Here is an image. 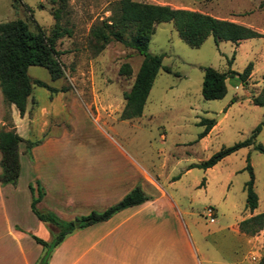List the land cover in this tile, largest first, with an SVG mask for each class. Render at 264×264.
<instances>
[{"label": "rangeland", "instance_id": "1", "mask_svg": "<svg viewBox=\"0 0 264 264\" xmlns=\"http://www.w3.org/2000/svg\"><path fill=\"white\" fill-rule=\"evenodd\" d=\"M113 1L66 0L58 23L67 32L55 41L63 76L52 80L47 70L37 65L28 66L27 74L59 91H69L71 96L76 97L79 105L67 106V110L61 112L66 131L64 139H113L130 155L144 160L146 164L148 160L160 162V158L164 157L165 167L161 174H170L173 179L181 175L182 167L186 164L191 167L189 172L181 175L184 190L178 187L170 192L177 202L187 206L192 213L188 230L200 257V264H246L247 258L258 264L264 251V228L254 234L257 236L254 239L256 244L251 249L257 252L247 256L241 241L226 226L237 217L252 212L244 207L245 193L242 186L248 178L244 169L246 157L252 170L253 190L257 197L255 213L264 211V155L253 148H240L214 164L207 174L203 172L205 169L191 164L205 160L221 146L244 139L260 121L262 107L252 105L246 93L251 95L255 91L254 87H261L264 82V36L244 39L238 48L229 41L214 43L212 37L208 36L198 47H190L177 36L170 21L157 23L146 51L163 54L161 65L169 67L170 71L158 69L143 105V115L121 120L118 108L121 101L123 103L122 93L129 89L141 55L115 40L109 41L93 55L87 44L90 25L110 15ZM157 1L161 4L181 3L201 11H207L209 4L220 2L219 7L232 8L231 14L237 21L252 20L260 24L250 22L247 25L256 27V30L264 28V0ZM59 4L58 0H0V21L20 18L26 22L29 30L40 29L45 36H49L54 25L52 12ZM231 57L229 65L227 60ZM124 62L130 67L129 75L118 72ZM247 62L252 63L251 77L247 83H242L237 77H227L226 92L222 98L206 100L201 97L199 86L202 66H211L224 72L230 67L235 72H241ZM234 84L238 86L234 88ZM48 93L52 94L44 87L32 88V95L41 103L47 99ZM234 96L238 101L234 100ZM70 100L65 101L69 103ZM83 102L91 105L87 108ZM6 106L4 104L2 116L9 114ZM95 107L103 117H97ZM224 110H227L225 115L221 114ZM149 112L153 114L151 118H148ZM201 117L211 118L215 126L207 133L205 140L199 142L197 134L201 126L198 125V119ZM160 133L165 134L164 139L159 137ZM255 139L264 146V125ZM230 171L232 174L228 178V188L224 191L218 187L216 180ZM198 184L200 186L197 187ZM204 185L206 189L201 190L200 187ZM18 190L27 189L24 185ZM21 198H18L19 208L23 204ZM209 205L215 209L213 222H208L204 213L205 207ZM202 251L204 256H201ZM243 255L244 262L240 261ZM252 255H255V260ZM15 256L19 258L17 251Z\"/></svg>", "mask_w": 264, "mask_h": 264}, {"label": "crops", "instance_id": "2", "mask_svg": "<svg viewBox=\"0 0 264 264\" xmlns=\"http://www.w3.org/2000/svg\"><path fill=\"white\" fill-rule=\"evenodd\" d=\"M147 3L157 4L159 2L150 0ZM219 3L209 4L207 11L176 2L166 3V5L172 8L197 10L217 18L249 26L252 29L256 27L247 25V23L260 24L252 20L237 21L231 14L232 8H221ZM256 31L264 36V28H257ZM242 40L244 39L234 43L236 48L239 47ZM229 61L227 63L230 65L232 57ZM228 69L231 70L230 67ZM250 74L246 83L250 80ZM227 77L236 78V75ZM227 77L224 79V84ZM262 78L264 80V74ZM253 82L255 83V80ZM237 86L233 85L234 88ZM200 87L201 83L199 92ZM254 89L255 91L251 95L249 92L246 93L247 96H250V103L251 96L256 94L260 87L255 86ZM150 90L151 88L148 94ZM71 95L69 91L58 90L52 94L48 93L47 99L41 103L32 95L31 91L26 99L25 111L22 115L18 114L13 104L6 106L10 122L17 134L23 139L36 141V143L30 147L28 152H24L22 142L18 144L19 174L17 181L15 185L0 186V264H35L39 262L42 248L31 235L48 241L57 231L54 225L39 220L31 211L28 185L33 188L34 196L37 186L43 189L42 197L35 203L37 210L50 211L65 221L74 220L92 210H104L136 185L150 196L148 200L114 212L107 219L73 229L54 247L46 264H200V257L194 248L188 230L192 222V213L187 206L177 202L175 196L170 192L178 187L184 190L181 175L189 172L191 167L186 164L182 167L181 175L173 179L170 174L164 176L161 174L165 167L163 156L160 158V162L156 160L149 162L148 160L147 164H150L147 165L144 160L130 155L119 142L113 139L88 141L64 139L66 131L63 127L62 117L64 116H61V112L67 110V106L79 105L75 100L76 97ZM67 99L72 101L67 103L65 101ZM234 100L238 101V98L234 96ZM83 103L87 108L88 105H91ZM120 105L118 112L121 111L122 101ZM3 108L4 103L0 97V125L4 123L2 120ZM95 109L97 117L102 116L98 108L95 107ZM226 113L227 110H224L221 114L225 115ZM140 115H143V109ZM140 115L134 118H138ZM152 116L153 114L149 112L148 118ZM69 117L68 113L67 119ZM214 126L213 122L208 132ZM207 133L199 139V142L205 140ZM159 137L164 139L165 134L160 133ZM156 158L158 159V155ZM212 166L205 168L203 172L207 174ZM231 174L232 171L225 176L218 177L216 180L218 187L226 191L228 178ZM196 182L197 180H195ZM24 185L27 190H18ZM200 188L205 190L206 186ZM20 196L23 201L21 208L18 205ZM253 213H255V208L251 213L237 217L232 224L226 226L241 241L247 256L249 253L257 252L251 249L255 247L254 239L257 236H248L240 232L237 222ZM15 251L19 253V258L15 256ZM201 256H204L203 251ZM244 257L243 255L240 261L244 262ZM247 259L246 264H256V261L252 262L249 258Z\"/></svg>", "mask_w": 264, "mask_h": 264}, {"label": "trees", "instance_id": "3", "mask_svg": "<svg viewBox=\"0 0 264 264\" xmlns=\"http://www.w3.org/2000/svg\"><path fill=\"white\" fill-rule=\"evenodd\" d=\"M58 1L60 2L59 6L52 12L54 25L49 36H45L40 29L29 30L26 22L20 18L0 21V93L3 103L5 105L13 104L19 115L24 113L26 99L34 86L44 87L50 93L58 91V89L50 87L43 81L27 74L28 66L37 65L45 68L52 80L63 76V66L59 60V51L55 48V41L67 32L58 23L66 0ZM164 21H170L177 36L190 47H198L208 35L212 37L214 43L226 40L235 44L241 39L262 36L260 32L249 26L217 18L197 10L172 8L166 4L136 0H114L111 3L110 15L96 20L90 25L87 32V44L93 55L103 49L111 40L132 48L141 55L132 83L129 89L122 93L123 105L119 113L120 119H131L139 116L158 69L170 71L169 67L161 65L163 54H152L146 51L155 25ZM227 62L230 61L227 60ZM251 69V62H247L241 72L230 69L219 72L211 66H202L201 97L206 100L223 97L226 91L225 77L236 75L239 81L246 83ZM118 72L123 75L131 73L126 62L120 65ZM250 100L252 104L262 107L263 111L260 121L251 129L248 136L233 142L231 145L221 146L208 158L197 164H192V166L205 169L214 165L225 155L244 146H250L264 155V146L255 139L264 124V83L258 92L251 96ZM2 120L4 124L0 125V186L15 185L19 174L18 144L22 142L24 151L28 152L36 141H29L19 136L10 122L8 113L2 116ZM212 124V119L200 118L198 125H201L202 129L197 137L204 136ZM244 169L248 173V178L243 184L245 191L244 207L252 211L256 207L257 197L253 190V176L248 157H246ZM28 189L31 211L39 220L51 223L57 230L49 242L31 235L42 248V253L39 256V262L41 261L42 264L47 263L54 247L73 229L107 219L120 209L150 199V196L136 185L104 210H92L74 220L65 221L50 211H39L35 208V203L43 195V189L40 186L36 187L35 196L31 185H28ZM76 221L79 222L77 226L74 225ZM237 228L248 236L254 235L258 230L264 228V211L239 220ZM258 264H264V251Z\"/></svg>", "mask_w": 264, "mask_h": 264}, {"label": "built area", "instance_id": "4", "mask_svg": "<svg viewBox=\"0 0 264 264\" xmlns=\"http://www.w3.org/2000/svg\"><path fill=\"white\" fill-rule=\"evenodd\" d=\"M205 217H207L208 222H213L214 221V213L215 209L213 206H206L204 209ZM252 259H256L255 255H252Z\"/></svg>", "mask_w": 264, "mask_h": 264}, {"label": "water", "instance_id": "5", "mask_svg": "<svg viewBox=\"0 0 264 264\" xmlns=\"http://www.w3.org/2000/svg\"><path fill=\"white\" fill-rule=\"evenodd\" d=\"M78 224H79L78 221L74 222V225H78ZM38 264H42V262L40 261Z\"/></svg>", "mask_w": 264, "mask_h": 264}]
</instances>
